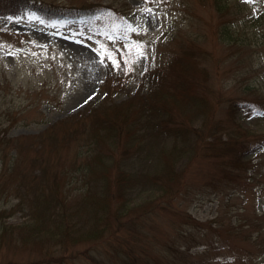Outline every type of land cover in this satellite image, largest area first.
<instances>
[{"label":"rangeland","instance_id":"374dc122","mask_svg":"<svg viewBox=\"0 0 264 264\" xmlns=\"http://www.w3.org/2000/svg\"><path fill=\"white\" fill-rule=\"evenodd\" d=\"M24 3L105 12L51 23ZM63 208L70 235L35 230ZM0 264H264V0H0Z\"/></svg>","mask_w":264,"mask_h":264},{"label":"trees","instance_id":"16d2710c","mask_svg":"<svg viewBox=\"0 0 264 264\" xmlns=\"http://www.w3.org/2000/svg\"><path fill=\"white\" fill-rule=\"evenodd\" d=\"M214 1H215V5L217 6V10H219V11L228 5V0H214ZM21 7L24 10H27L28 12H30L33 16L38 17L39 19H44V21L51 22V23H57V22H61V21H70V20H76L79 22H90V21H94L96 18L99 17L100 14L105 12L104 6H100V5L92 4V3L84 4L83 6H80V7L76 6V7H66V8L65 7L60 8L58 6H51L49 4L24 3L21 5ZM235 29H236V27L233 28L232 26H230V24L225 23V25L222 26V28L220 30L221 37L226 41H230L231 39L237 38L238 35H240V34ZM197 98H199V97H196V99ZM110 110H111V108H110ZM105 111H106V109H105ZM105 111L103 112L104 115H103L102 125L105 124L106 126L109 125L110 127L119 125V128H123V129H119L120 132L123 131L124 129H126L128 126L130 128V124H131L130 120L131 119L127 118L126 121L122 125V121L121 120L119 121L118 117H115L114 119L110 118L109 113H107ZM120 125H121V127H120ZM183 136H184V134L181 133V137H183ZM134 142H135V140L132 139L130 141H126L123 143L125 151H123V150L121 151L122 156L126 157L129 155L128 152L133 149ZM234 148H235V146L224 147L222 149H232L233 150ZM178 151H179V148L177 146H175L171 149L170 153L172 155L176 156ZM237 157L239 159H241V153L238 154ZM174 160H176V159L174 158ZM167 164H169V168L171 166V172L172 173L175 172V168H176L175 165L176 164L174 163V161H172L171 163H166L165 165H167ZM241 164H239V165H241ZM113 165H115L114 172H116V174L112 179H108L105 182L103 188L105 189L104 193L115 192L116 188H117V190H119V192H120L119 193V197H120L119 204L121 205V207H118V210H117V208L115 209V208H113L112 205H109L108 200L105 199V201H104V198H102L101 200L98 201V205L102 204L104 201L103 206L100 208L105 210V212H107L108 215H110V213L114 209L119 211L122 208V206L123 207L126 206V204L123 205V200L126 199V197H127L128 190L131 187L130 184H131L132 177H133V176H131L132 173H130L127 168L125 169L124 166H122V160L121 159H120V161L116 160L115 162H113ZM83 167H85V168H83ZM80 168H81V173L79 176H76V179H74V180L82 181L81 187L85 188L89 192L91 190V188H93V186H91L92 177L89 173V169H90V171H92L91 166H90V168H88V164H87V165L81 166ZM244 168H245V166L243 167V169ZM42 170L45 171V168L42 167ZM87 197L88 196H86L82 199L86 200ZM104 197H105V195H104ZM63 199H64V197H63ZM63 210H64V208H63ZM65 211H66V209L61 212L62 213L61 215H63V216L58 219L60 221H57V223L55 222L56 220L55 221L50 220L51 222L55 223L56 228L48 226V229H46V228L44 229V227H46V226H43L40 228H38L39 227L38 226L37 227L38 229H35V230L40 231V233L42 232V230H44L45 233L49 232V234L52 237H60V238L63 237L64 238V237L70 235L71 231H73V230H71V228H70V223H69L70 218L65 217V214H63V212L65 213ZM93 216H95V212L93 213ZM108 227H106V228H108ZM92 229L94 230V235H95L96 239L101 237L106 232V231L103 232V230L100 229V225L98 227L93 225Z\"/></svg>","mask_w":264,"mask_h":264},{"label":"snow or ice","instance_id":"6c2138e0","mask_svg":"<svg viewBox=\"0 0 264 264\" xmlns=\"http://www.w3.org/2000/svg\"><path fill=\"white\" fill-rule=\"evenodd\" d=\"M144 11H151L150 9H144ZM30 19H38V17H34V16H31L29 17ZM129 30L130 31H136L137 29L136 28H132L131 26H129ZM141 55H143V51H142V46H141ZM115 63V61H114Z\"/></svg>","mask_w":264,"mask_h":264}]
</instances>
